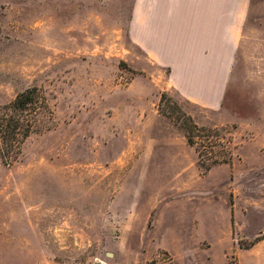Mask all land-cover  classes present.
I'll return each instance as SVG.
<instances>
[{
	"label": "rangeland",
	"instance_id": "1",
	"mask_svg": "<svg viewBox=\"0 0 264 264\" xmlns=\"http://www.w3.org/2000/svg\"><path fill=\"white\" fill-rule=\"evenodd\" d=\"M254 2L212 109L147 58L139 68L132 0H0V107L32 85L46 99L19 156L0 152V264H264V0ZM42 208L49 221L59 208V228L42 229Z\"/></svg>",
	"mask_w": 264,
	"mask_h": 264
},
{
	"label": "crops",
	"instance_id": "2",
	"mask_svg": "<svg viewBox=\"0 0 264 264\" xmlns=\"http://www.w3.org/2000/svg\"><path fill=\"white\" fill-rule=\"evenodd\" d=\"M254 0H132V38L145 69L202 107L223 106L242 51ZM136 63V62H135ZM164 74V73H163ZM42 229L59 228V208H42ZM45 214L48 219L45 221Z\"/></svg>",
	"mask_w": 264,
	"mask_h": 264
},
{
	"label": "trees",
	"instance_id": "3",
	"mask_svg": "<svg viewBox=\"0 0 264 264\" xmlns=\"http://www.w3.org/2000/svg\"><path fill=\"white\" fill-rule=\"evenodd\" d=\"M44 107L45 95L37 85L24 89L0 107V152L4 159L11 161L19 156L22 143L33 129L36 114ZM185 116L193 126L199 127L190 114ZM184 127L188 142L196 144L192 129L187 124Z\"/></svg>",
	"mask_w": 264,
	"mask_h": 264
},
{
	"label": "water",
	"instance_id": "4",
	"mask_svg": "<svg viewBox=\"0 0 264 264\" xmlns=\"http://www.w3.org/2000/svg\"><path fill=\"white\" fill-rule=\"evenodd\" d=\"M94 264H101V262H95Z\"/></svg>",
	"mask_w": 264,
	"mask_h": 264
}]
</instances>
